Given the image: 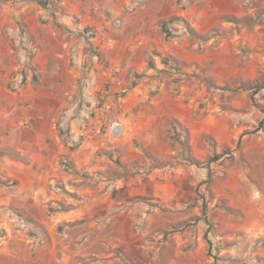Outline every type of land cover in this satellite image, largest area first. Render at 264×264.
<instances>
[{
	"label": "rangeland",
	"instance_id": "obj_1",
	"mask_svg": "<svg viewBox=\"0 0 264 264\" xmlns=\"http://www.w3.org/2000/svg\"><path fill=\"white\" fill-rule=\"evenodd\" d=\"M52 31L65 79L0 120V264H264V0H0V53Z\"/></svg>",
	"mask_w": 264,
	"mask_h": 264
},
{
	"label": "crops",
	"instance_id": "obj_2",
	"mask_svg": "<svg viewBox=\"0 0 264 264\" xmlns=\"http://www.w3.org/2000/svg\"><path fill=\"white\" fill-rule=\"evenodd\" d=\"M61 36L63 40L61 42L57 41L58 37L61 38ZM67 39L60 31H52V36L49 35V39L45 36L43 42L40 43L43 45L44 51H39V55L37 54L36 59L31 62H25L26 59L23 58L22 54H18L19 51L15 50L14 46L3 48L0 53V120L5 117L12 105L19 106L22 109L23 106H20V104H28L30 118L33 116V113H36L37 110L34 105L39 103V101H42L47 107L46 102L52 99L51 93L48 92L49 86L53 82L57 86L66 76L65 62L62 56L65 53H70L72 48V44ZM31 45L33 44L31 43ZM59 59L61 62H59ZM38 80L42 82L39 83L38 88L42 86L43 91H40V93L44 97L39 96L38 93L35 94L32 82H37ZM9 81L13 82V90L8 89V86L6 89V86L3 84H8ZM48 82L50 83L49 85ZM60 94L56 95L55 99H58ZM8 95L9 97H7ZM47 95L50 98L46 101ZM61 101H63V98L60 99ZM8 163L11 168H8V174H6L5 178L15 177L23 183V177L27 180L28 177H32L34 174L32 167H28L21 162L10 159ZM32 188L33 185L26 186L23 183L18 193H25ZM10 203L11 198L6 196L0 197V205Z\"/></svg>",
	"mask_w": 264,
	"mask_h": 264
},
{
	"label": "trees",
	"instance_id": "obj_3",
	"mask_svg": "<svg viewBox=\"0 0 264 264\" xmlns=\"http://www.w3.org/2000/svg\"><path fill=\"white\" fill-rule=\"evenodd\" d=\"M161 26H162L164 29H166V27L168 26V23H167V22H163V23L161 24ZM222 157H223V155H217V156H214L209 162H210V164H212V163H216V162L220 161V160L222 159Z\"/></svg>",
	"mask_w": 264,
	"mask_h": 264
}]
</instances>
